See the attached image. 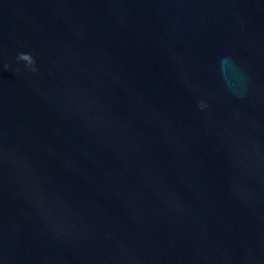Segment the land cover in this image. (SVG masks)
<instances>
[{
  "label": "water",
  "instance_id": "1",
  "mask_svg": "<svg viewBox=\"0 0 264 264\" xmlns=\"http://www.w3.org/2000/svg\"><path fill=\"white\" fill-rule=\"evenodd\" d=\"M0 264H264V0H0Z\"/></svg>",
  "mask_w": 264,
  "mask_h": 264
},
{
  "label": "clouds",
  "instance_id": "2",
  "mask_svg": "<svg viewBox=\"0 0 264 264\" xmlns=\"http://www.w3.org/2000/svg\"><path fill=\"white\" fill-rule=\"evenodd\" d=\"M19 60L26 61L28 65H34L35 60L29 53H20L18 56Z\"/></svg>",
  "mask_w": 264,
  "mask_h": 264
}]
</instances>
